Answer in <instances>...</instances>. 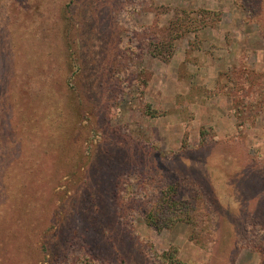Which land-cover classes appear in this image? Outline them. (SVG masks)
<instances>
[{
	"label": "rangeland",
	"instance_id": "obj_1",
	"mask_svg": "<svg viewBox=\"0 0 264 264\" xmlns=\"http://www.w3.org/2000/svg\"><path fill=\"white\" fill-rule=\"evenodd\" d=\"M164 253L264 264V0H0V264Z\"/></svg>",
	"mask_w": 264,
	"mask_h": 264
},
{
	"label": "trees",
	"instance_id": "obj_2",
	"mask_svg": "<svg viewBox=\"0 0 264 264\" xmlns=\"http://www.w3.org/2000/svg\"><path fill=\"white\" fill-rule=\"evenodd\" d=\"M165 209H154L153 212L146 217V220L149 224L155 227L168 226V220L171 223H175L178 221H183V217L180 216V213L188 214L189 208H187L184 202H177L175 200H169L167 204H165ZM161 258L166 262V264H180V262L175 259L174 256L169 255L168 253H164Z\"/></svg>",
	"mask_w": 264,
	"mask_h": 264
}]
</instances>
